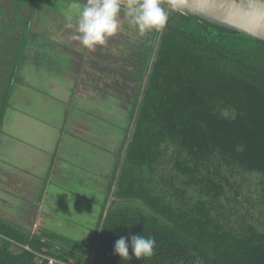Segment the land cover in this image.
<instances>
[{"label":"trees","instance_id":"obj_1","mask_svg":"<svg viewBox=\"0 0 264 264\" xmlns=\"http://www.w3.org/2000/svg\"><path fill=\"white\" fill-rule=\"evenodd\" d=\"M0 0V134L38 0ZM164 7L90 244L0 217V264H264V40ZM136 70V69H135ZM248 175L257 195L242 198ZM151 258L114 253L121 236ZM126 242L130 243V239ZM132 255L131 248L129 249Z\"/></svg>","mask_w":264,"mask_h":264},{"label":"rangeland","instance_id":"obj_2","mask_svg":"<svg viewBox=\"0 0 264 264\" xmlns=\"http://www.w3.org/2000/svg\"><path fill=\"white\" fill-rule=\"evenodd\" d=\"M86 1L38 0L33 27L40 29L42 22L48 20L47 24L51 25L53 33H58L61 29L67 32L68 28L61 27L62 22L64 27L72 24L69 28L71 31L78 15V9L72 5L83 6ZM33 2L34 0L31 4ZM125 12L126 9L122 8L119 16L121 30L110 37L109 43L112 44L111 47L114 44L125 49L117 51V55L127 52L126 65L123 58L114 60L111 56L109 60L123 65L128 70L127 73H130L129 71L140 68L137 63L138 54L135 52L140 56L147 54L154 30L141 36L138 29L129 23L130 18ZM66 14L71 15L72 19L69 20ZM43 37L47 40L50 38L49 34ZM39 41L38 35L35 43ZM46 46L43 45L44 50L38 49L36 54H31V58L26 57L22 63L18 77L20 82L11 99L4 127L6 133L12 132L21 137V142L15 145L16 155L12 154L13 147L10 148L6 156L8 160L4 164L10 166L13 172L8 167L5 169L9 173H15L14 169L21 170L26 179L33 180L35 186L26 187L32 194L19 190L22 189L21 186L19 189L1 186L0 217L33 232L46 231L59 235L62 240L69 238L90 244L107 198L106 185L111 183L115 169L117 145L121 143L122 147L125 141V133L121 136L119 119L126 117L128 110L113 94L109 97L107 91L105 96V92H79L84 97L97 93L96 97L100 99L91 101L56 100L54 97H61L62 94L65 98L70 93L71 82L63 75V71L68 70L70 54H66L64 49L60 50L58 44ZM128 52L132 54L130 62ZM43 62L47 64L44 65ZM122 77L123 75H117L116 81L120 84L114 93L128 101L137 81L132 83V89L127 87V91H124L122 88L128 85L124 84L125 79ZM67 104L70 105V115L67 124L62 125V128L66 126V130L61 131L59 128ZM81 111L85 113L84 116ZM97 111L102 114L95 115ZM74 112L77 116H74ZM103 112L114 113L118 119L114 114L111 117H108L109 114L104 116ZM83 117L92 122L94 131L90 132V126L81 123L85 122ZM28 175L33 178L30 179ZM1 180L7 181L6 177H1ZM257 180L255 175H248L242 198L257 195ZM256 207L252 211L264 226V212L260 213L261 206Z\"/></svg>","mask_w":264,"mask_h":264},{"label":"crops","instance_id":"obj_3","mask_svg":"<svg viewBox=\"0 0 264 264\" xmlns=\"http://www.w3.org/2000/svg\"><path fill=\"white\" fill-rule=\"evenodd\" d=\"M36 12H37V8L35 10V13L33 15V18H32L31 24H30L31 27H30V31L28 33L27 48H26L25 57H24L22 63H24V60L26 57H27V59H28V57L31 58L30 57L31 54H36L38 49L41 50L43 48V45L46 46V44H52V45L58 44V47L60 50L64 49L66 54H70V56H68V58H69L68 70L63 71V75L66 78H68L69 82H71V86H69V90H70L69 92L70 93L65 98H63L64 96L61 94V97H59V95H58V96L54 97L55 99L57 98L59 100H64V101L68 100L69 102L70 101H76V100L91 101L94 99H100V98L96 97L97 93H92V95L84 97V95H80L79 92H82V91L95 92L96 91V92L100 93V92L107 91V92H109V97H111V95L113 94L115 96V99H120V100H118L120 103L122 102V104H126L127 102H129V101L125 100L124 98L116 96V94L114 92L116 91V89L119 88V84H120L119 82L116 81L117 75H121V76L123 75L122 78L125 79L124 84L128 85V86L123 87L122 90L124 89V91H127V87H130L129 89H132L133 80H132L131 73H127L128 70L123 65L122 66L117 65L115 61L110 62V60H109L111 56L114 58V60H117L118 58L119 59L123 58L122 61H124L125 62L124 64L126 65L125 56L127 55V52H122L120 54V56L117 55L118 54L117 51L125 50V49L118 48L114 44H113L114 47H111L112 44L109 43L110 38H108L107 43L103 47L97 46L94 51H89V50L85 49L79 43V41L73 39V37L76 35V31H75L76 24L72 28V30L70 31L69 27L62 26V24H63V22H62L61 27L68 28V30L65 29V30H67V32H64L61 29L58 33H53L51 30V25L48 26V24H47L48 20H46V21L42 22V27L40 29H38L36 26L33 27V22H34ZM46 34H49V36H50V38L48 40H47V38L43 37L44 35L46 36ZM38 35L40 36V41L38 43H35L36 37ZM120 45H122V44L120 43ZM46 48H47V46H46ZM44 49H45V47L42 50H44ZM128 54L130 55V58L128 59L130 62L132 54H131V52H128ZM43 64L46 65L47 63L43 62ZM121 67H123V69H121ZM102 71H105V72H102ZM18 77H19V72H18ZM18 77H17V81L14 85V89H13V92H12V95L10 98V102H11V99L14 96L15 92L17 91V85L20 82ZM126 77H128V78H126ZM121 86H122V84H121ZM82 94H85V93H82ZM105 94H106V92L104 93V96H105ZM129 96H130V94H129ZM106 97H108V96H106ZM10 102H9V106L6 110V114H5L4 122H3V126H2V132L0 134V149L3 152V153L0 152V187L1 186L10 187L11 186L12 188L16 187L17 189H19L21 186L22 189H19V190H22V192H27L29 194H32V192L29 189L27 190L26 187L27 188L34 187L35 183L33 182V180L26 179V177H24V174L21 170L14 169L15 173H9L7 171V169H5V167L9 168L10 166H4V164L6 163V160H8V157H6L7 152L10 151L11 150L10 148L13 147L12 154L16 155L15 145L17 143L21 142V137H19L18 135L14 134L12 132L6 133L5 129H4L6 116H7L8 110L11 106ZM66 106H65V111H64V115H63V121H62V124L60 125V128H59V130H61V131L66 130V126L62 128V125L67 124V120H68L69 115H70V109H69L70 105L67 104ZM81 112L80 113L82 114V116H84L85 113L83 111H81ZM103 113H104V116L109 114L108 117H111V115L114 114V113L110 114L107 112H103ZM75 114H76V112H74V116H77ZM98 114H102V113L100 111H97L95 113V115H98ZM83 119L85 122H81V123H85L86 125H89L90 126V132L94 131V129H93L94 125L92 124V122L87 121L85 119V117H83ZM116 119H118L117 116H116ZM119 121H121L120 131H121V136H122L125 133V129L127 127V115H126V117L124 116V118H120ZM77 123H76V125H77ZM61 131H60V134H61ZM70 134H72V133H70ZM120 146H121V143H119V145H117V150L115 151V154L117 155L116 160H115V162H116L115 166L117 164L118 154H119V151L121 149ZM42 149L43 148H40V150H42ZM57 149H58V147H57ZM53 162L55 164V162H56L55 158L53 159ZM12 166H14L13 162H12ZM9 171H12V170L9 168ZM32 175H28V177H30V179H31V178H33ZM1 177H6L7 181L3 182L1 180ZM5 183H7L8 185H5ZM108 186H109V184L106 185V187H108ZM24 211H27V209H24Z\"/></svg>","mask_w":264,"mask_h":264},{"label":"clouds","instance_id":"obj_4","mask_svg":"<svg viewBox=\"0 0 264 264\" xmlns=\"http://www.w3.org/2000/svg\"><path fill=\"white\" fill-rule=\"evenodd\" d=\"M164 0H87L81 6L73 4L78 9L76 18V35L73 39L87 50L94 51L97 46L103 47L108 38L115 35L122 27L119 16L122 8L129 23L134 25L141 36L149 31H162L169 20V11L163 6ZM168 8L176 10L178 0H167ZM67 15L69 20L71 15ZM73 25L68 24L71 28ZM130 239V243L126 242ZM156 241L152 237L140 234L130 237L121 236L116 240L114 253L124 260L151 258L155 254ZM132 250V255L129 249Z\"/></svg>","mask_w":264,"mask_h":264},{"label":"water","instance_id":"obj_5","mask_svg":"<svg viewBox=\"0 0 264 264\" xmlns=\"http://www.w3.org/2000/svg\"><path fill=\"white\" fill-rule=\"evenodd\" d=\"M176 10L264 40V0H178Z\"/></svg>","mask_w":264,"mask_h":264},{"label":"built area","instance_id":"obj_6","mask_svg":"<svg viewBox=\"0 0 264 264\" xmlns=\"http://www.w3.org/2000/svg\"><path fill=\"white\" fill-rule=\"evenodd\" d=\"M46 260H48V264H62L58 260L54 259L53 257H44Z\"/></svg>","mask_w":264,"mask_h":264},{"label":"flooded vegetation","instance_id":"obj_7","mask_svg":"<svg viewBox=\"0 0 264 264\" xmlns=\"http://www.w3.org/2000/svg\"><path fill=\"white\" fill-rule=\"evenodd\" d=\"M165 3H163V6H164Z\"/></svg>","mask_w":264,"mask_h":264}]
</instances>
